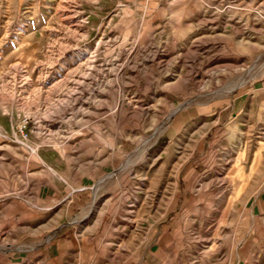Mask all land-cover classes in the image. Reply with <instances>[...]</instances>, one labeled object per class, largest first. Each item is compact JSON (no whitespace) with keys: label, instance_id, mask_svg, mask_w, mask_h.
<instances>
[{"label":"rangeland","instance_id":"1","mask_svg":"<svg viewBox=\"0 0 264 264\" xmlns=\"http://www.w3.org/2000/svg\"><path fill=\"white\" fill-rule=\"evenodd\" d=\"M263 197L264 0H0V264H264Z\"/></svg>","mask_w":264,"mask_h":264},{"label":"crops","instance_id":"2","mask_svg":"<svg viewBox=\"0 0 264 264\" xmlns=\"http://www.w3.org/2000/svg\"><path fill=\"white\" fill-rule=\"evenodd\" d=\"M262 155L260 154V156H258V157L262 158L263 157ZM87 189H88V186H79V187L72 186L71 190L73 192L69 194L70 196L68 197L67 203L63 204V206L58 208L57 212L53 213L54 214L53 221L54 222H60L65 217L70 216L69 215V214H71L70 212L73 210H76V208H78L80 206V204L83 203L84 199L86 198L85 196H86V190ZM56 190L59 191L58 189H56ZM77 193H79V194H77ZM46 210L48 211V208L42 209V211H46ZM62 210L65 211V213H63ZM258 217H259L258 228L262 232V236H264V197L258 202ZM61 242L64 243L65 240H62ZM57 248H60V246L58 247V245H57L55 247L50 248V253L57 250ZM262 252L264 253V251H262ZM257 253L258 252H256L255 254H257ZM263 253H261L262 257H264Z\"/></svg>","mask_w":264,"mask_h":264},{"label":"bare ground","instance_id":"3","mask_svg":"<svg viewBox=\"0 0 264 264\" xmlns=\"http://www.w3.org/2000/svg\"><path fill=\"white\" fill-rule=\"evenodd\" d=\"M174 113H175V112H174ZM115 176H116V175H115ZM92 207H93V205H92ZM92 207H91V208H92Z\"/></svg>","mask_w":264,"mask_h":264}]
</instances>
